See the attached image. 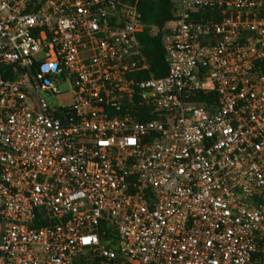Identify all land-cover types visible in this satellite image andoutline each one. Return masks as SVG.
<instances>
[{
  "label": "built area",
  "instance_id": "2783aa9c",
  "mask_svg": "<svg viewBox=\"0 0 264 264\" xmlns=\"http://www.w3.org/2000/svg\"><path fill=\"white\" fill-rule=\"evenodd\" d=\"M139 3L0 0V264H264V0Z\"/></svg>",
  "mask_w": 264,
  "mask_h": 264
},
{
  "label": "trees",
  "instance_id": "16d2710c",
  "mask_svg": "<svg viewBox=\"0 0 264 264\" xmlns=\"http://www.w3.org/2000/svg\"><path fill=\"white\" fill-rule=\"evenodd\" d=\"M139 9L148 27L156 25L163 29L173 19L174 0H140ZM143 50L150 63V72L156 77H161L168 72L166 54L162 45L161 36H153L147 28L140 35ZM2 71L3 76L11 77L9 70Z\"/></svg>",
  "mask_w": 264,
  "mask_h": 264
},
{
  "label": "rangeland",
  "instance_id": "374dc122",
  "mask_svg": "<svg viewBox=\"0 0 264 264\" xmlns=\"http://www.w3.org/2000/svg\"><path fill=\"white\" fill-rule=\"evenodd\" d=\"M62 92H68L70 90V86L67 83H63L59 86ZM54 94L52 92H43L42 97L46 99L51 106H58L62 103H69V93L66 94Z\"/></svg>",
  "mask_w": 264,
  "mask_h": 264
}]
</instances>
